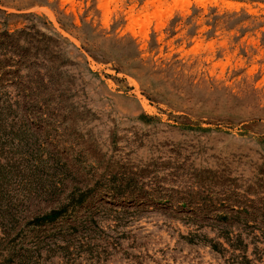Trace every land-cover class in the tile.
<instances>
[{
  "label": "rangeland",
  "instance_id": "374dc122",
  "mask_svg": "<svg viewBox=\"0 0 264 264\" xmlns=\"http://www.w3.org/2000/svg\"><path fill=\"white\" fill-rule=\"evenodd\" d=\"M111 1L0 0L6 264H264V0Z\"/></svg>",
  "mask_w": 264,
  "mask_h": 264
},
{
  "label": "trees",
  "instance_id": "16d2710c",
  "mask_svg": "<svg viewBox=\"0 0 264 264\" xmlns=\"http://www.w3.org/2000/svg\"><path fill=\"white\" fill-rule=\"evenodd\" d=\"M3 170L2 166H0V172ZM5 193L2 191V184H0V226L3 229V233L5 238L0 240V260H2V263L0 264H6L8 262H12L16 254L14 253L15 248V241L16 236L10 238V233L13 231L16 227V225L19 222L17 212L12 209V203L6 204V197ZM8 202H11L7 199ZM58 215V212L51 211L50 213L34 218L32 221L28 222V225L33 226H40L42 224L52 222L53 219ZM6 256V257H5ZM5 257V258H4ZM247 263L249 261H246Z\"/></svg>",
  "mask_w": 264,
  "mask_h": 264
},
{
  "label": "bare ground",
  "instance_id": "6f19581e",
  "mask_svg": "<svg viewBox=\"0 0 264 264\" xmlns=\"http://www.w3.org/2000/svg\"><path fill=\"white\" fill-rule=\"evenodd\" d=\"M107 1H108V0H107ZM110 1H111V0H110ZM105 2H106V1H105ZM111 2H112V1H111ZM111 2H110V4H111ZM108 4H109V3H108ZM106 5H107V4H106ZM105 7H106V6H105ZM107 9H108V8H107ZM132 18H133V17H132ZM133 19H134V18H133ZM133 19H132V20H133ZM137 22H138V21H137ZM138 27H139V25H138Z\"/></svg>",
  "mask_w": 264,
  "mask_h": 264
}]
</instances>
